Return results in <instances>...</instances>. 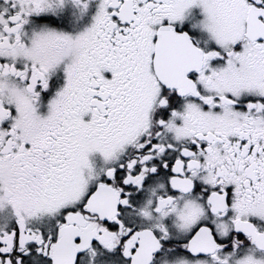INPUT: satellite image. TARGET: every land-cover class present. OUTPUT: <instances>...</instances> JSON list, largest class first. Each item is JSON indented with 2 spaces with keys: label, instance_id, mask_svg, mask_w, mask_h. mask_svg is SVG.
Listing matches in <instances>:
<instances>
[{
  "label": "snow or ice",
  "instance_id": "snow-or-ice-1",
  "mask_svg": "<svg viewBox=\"0 0 264 264\" xmlns=\"http://www.w3.org/2000/svg\"><path fill=\"white\" fill-rule=\"evenodd\" d=\"M0 264H264V0H0Z\"/></svg>",
  "mask_w": 264,
  "mask_h": 264
}]
</instances>
